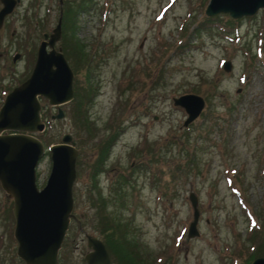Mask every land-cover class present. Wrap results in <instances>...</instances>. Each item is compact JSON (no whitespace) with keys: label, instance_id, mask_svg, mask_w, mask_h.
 <instances>
[{"label":"rangeland","instance_id":"374dc122","mask_svg":"<svg viewBox=\"0 0 264 264\" xmlns=\"http://www.w3.org/2000/svg\"><path fill=\"white\" fill-rule=\"evenodd\" d=\"M207 1L19 0L4 16L0 105L29 74L41 33L61 10L54 46L72 70L73 95L61 118H51L55 106L39 96L44 129L34 133L46 146L70 133L79 151L56 264H85V235L104 243L111 231L114 242L135 245L128 247L139 264H248L264 255V8L236 18L217 12L198 25ZM87 87L75 101L74 89ZM184 92L204 98L186 126L183 108L172 104ZM109 134L115 138L92 176ZM49 168L46 151L35 168L38 187ZM189 191L197 197L193 236ZM11 205L0 186V264H24Z\"/></svg>","mask_w":264,"mask_h":264},{"label":"water","instance_id":"95a60500","mask_svg":"<svg viewBox=\"0 0 264 264\" xmlns=\"http://www.w3.org/2000/svg\"><path fill=\"white\" fill-rule=\"evenodd\" d=\"M19 0H0V26L4 16ZM60 2V0H59ZM264 8V0H208L205 15L227 12L232 18L253 14ZM61 11V10H60ZM49 32L43 31L29 74L14 85L0 105V186L11 197L14 219L15 253L24 264H56L57 250L70 219L72 184L78 148L70 133H63L60 141L45 146L35 132L44 129L40 117L39 96L56 106L51 118L63 117L61 104L72 98V70L63 53L54 43L60 36L61 13ZM18 56L14 53L12 60ZM223 61V68H229ZM172 104L183 108L186 126L204 107L203 96L184 92L172 97ZM49 153L50 168L42 186L35 181L39 158ZM192 218L186 234H197V197L189 191ZM85 264H110L103 241L86 234ZM248 264H264V255L255 256Z\"/></svg>","mask_w":264,"mask_h":264},{"label":"trees","instance_id":"16d2710c","mask_svg":"<svg viewBox=\"0 0 264 264\" xmlns=\"http://www.w3.org/2000/svg\"><path fill=\"white\" fill-rule=\"evenodd\" d=\"M78 7L81 8V6H78ZM78 10L79 9H77V11ZM68 11L70 12L69 9H68ZM72 15L73 14L69 15V17L67 19V20H69V25L73 24V21L75 20V16L74 15L72 16ZM215 17L216 16H211V15L210 16H204L198 25H206V24L210 23L213 20V18H215ZM88 90H89V87H87L86 89H83L82 91H78V90L74 89L75 101H80L82 98L85 99L87 97ZM36 136L39 137L40 139L42 138L41 134H37ZM114 138H115V135L111 136L109 134L103 140V141H107V142H104L100 146V150H99L100 153L94 159V161L91 165L92 166L91 167L92 176H94V174H96V172L99 171L100 168L102 167L105 156L107 154V150L109 149V145H110L109 141H113ZM106 234L107 235L105 236L104 245H105L106 249L110 252V254H112L113 259H114L116 264H139L138 257L136 255V251H135V249H133L134 247H132V248L128 247L130 245H132V246H135V245L125 244V246H124L122 241H120L119 243H118V241L114 242L115 238L113 237V231L106 233Z\"/></svg>","mask_w":264,"mask_h":264},{"label":"flooded vegetation","instance_id":"af4514ba","mask_svg":"<svg viewBox=\"0 0 264 264\" xmlns=\"http://www.w3.org/2000/svg\"><path fill=\"white\" fill-rule=\"evenodd\" d=\"M58 2H59V0H58ZM55 108H56V106H55ZM59 141H60V140H59ZM102 144H103V143L101 142L99 146H101Z\"/></svg>","mask_w":264,"mask_h":264}]
</instances>
